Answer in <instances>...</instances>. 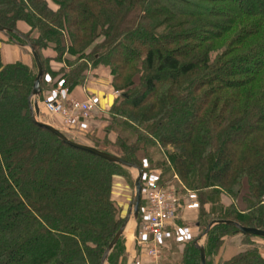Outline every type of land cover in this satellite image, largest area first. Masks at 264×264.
Segmentation results:
<instances>
[{"label": "trees", "instance_id": "trees-1", "mask_svg": "<svg viewBox=\"0 0 264 264\" xmlns=\"http://www.w3.org/2000/svg\"><path fill=\"white\" fill-rule=\"evenodd\" d=\"M0 25L7 42L38 53L43 91L57 83L47 73L69 93L99 69L110 73L125 92L105 111L104 141L91 146L140 167L148 158L164 187L177 173L200 198L195 239L216 219L264 229V0H0ZM32 58L6 63L0 46V264H101L125 219L116 180L132 169L34 123ZM156 152L165 158L156 162ZM182 214L171 228L186 225ZM238 233L214 224L207 264H264L258 246L214 262ZM194 240L167 241L160 262L202 264ZM138 254L155 262L147 247ZM124 259L122 235L107 264Z\"/></svg>", "mask_w": 264, "mask_h": 264}, {"label": "built area", "instance_id": "built-area-1", "mask_svg": "<svg viewBox=\"0 0 264 264\" xmlns=\"http://www.w3.org/2000/svg\"><path fill=\"white\" fill-rule=\"evenodd\" d=\"M46 81L53 83L52 77H47ZM65 80L59 81L51 88L43 91V98L40 104L46 113L52 118H58L61 124L72 128L78 124H84L94 117L101 109V100L96 95H90L85 100L70 96L65 88ZM123 92L115 90L114 98L117 99ZM146 162V161H145ZM142 169V200L139 218L135 232V245L130 254V264H142L139 258L138 248L147 247L148 255L156 262H159L163 255V247L166 241L173 237L178 243H186L193 239V229L186 225H174L179 207L185 209H195L198 207L197 195L190 192L186 197L181 195L176 187L168 185L161 186V175L158 171L149 169L145 163ZM175 178L179 179L177 173ZM180 180V179H179ZM185 197V199H183Z\"/></svg>", "mask_w": 264, "mask_h": 264}, {"label": "rangeland", "instance_id": "rangeland-1", "mask_svg": "<svg viewBox=\"0 0 264 264\" xmlns=\"http://www.w3.org/2000/svg\"><path fill=\"white\" fill-rule=\"evenodd\" d=\"M177 7L178 8L179 7H182L183 8L182 5H178ZM4 36H6V35L4 33L2 34V32H1L0 33V37L3 38V42H1L0 44H3L5 46L7 44L14 45V46H17L18 45V44H15V43L7 42L6 39H5L6 37H4ZM28 49L30 50L29 47H28ZM121 51H122V49L120 48L119 49V52H121ZM16 60H19V59H16ZM52 62H54V61H52ZM56 62H58V61H56ZM58 63H62L63 66H64V63L63 62H58ZM50 76L53 77L51 75V73H47L46 76H45V79L47 77H50ZM59 76L55 77L54 79L52 78L54 80V83L57 82V81H59V79H60ZM47 83L48 84H52L49 81H47ZM115 90L116 89L114 88L113 93L115 92ZM120 91L123 92V93L125 92V90H123V89L120 90ZM115 100L116 99L114 98V101ZM105 111L106 110H103V109L100 110L98 113L94 114V117L92 119L88 120L84 124H81V125L78 124L77 126L72 127V128H69V127L64 126L63 124H61L60 121L55 122L54 118H52L51 116H49L46 112H45L46 114L45 113L44 114L42 113L41 119L43 121H46L48 123H51L52 125H54L57 128H59L71 140H73L75 142L87 144V145H93L92 144V141L93 140L99 139L101 141H104V139L106 137L105 129L109 125V122L110 121L108 119L110 118V115L107 112L105 113ZM184 134L185 133L182 131V135H184ZM110 139L111 140H115V134L114 133H111ZM111 149L116 150L117 148H113L112 147ZM153 156H154L156 162H158L161 159V157L162 158H165L163 156V154H161V152H160V154H159V152H156L155 154H153ZM145 163H148V166H149V168L147 170L153 169V170H156V171H159V170L162 171L161 168H159V169L156 168V167L154 168L152 162L148 158H144L143 159V162H142L143 165H142L141 169L147 168V167H144ZM154 165H155V163H154ZM136 177H137V171H135V170L132 169V171H131V177L130 178L129 177H119V179L116 180V184H115V188H114V196H115V199L117 200V202H118V204H119V206L121 208V216L123 218H125L127 216L128 211H129L130 206H131L132 198H133V195H134V192H135V180H136ZM174 179H175L176 182L174 183V185L171 184V186L176 187L178 190H180L179 192L181 193V195H183V196L185 195L186 197H188L190 195V192H191V193H194V195H197V198H198L199 205H198L197 208H195V209H185V208H183V211L191 210L190 211L191 212V215L193 214V217H189V218L187 217L188 218L187 219L188 221H186V226H188V227H190V228L193 229V239L192 240H194L195 239L194 237H197L201 233L196 228L197 227L196 226V222H197V220L199 218V213H200L199 211H200V207H201L200 198H199L198 192L195 191L194 189H191L190 187H188L181 180L180 176H179V179L180 180L178 178H175V177H174ZM183 199H185V197H183ZM190 212L188 211V213H190ZM132 220H133L134 224H133V226H132L131 229H128L125 232V234H124L125 235V241H127V234H130V232H132V230H135V232H136L137 223H140L141 222V217L138 218L137 220H135L134 218H132ZM235 235H233V236H235ZM238 235L242 236V238H243V240H244L245 243L247 242L246 243L247 246L244 249L252 248L254 246H258L261 249L262 253H264V239H262L260 237H254L252 240L248 241L247 239H245V237H244L245 235H242L241 233H238ZM233 236H231L228 240H230ZM205 239H206V237H204L203 242H204ZM167 241H168V244L169 245H173V244H176L177 245V243H175L176 241H175V239H173V237L169 238ZM128 250H129V248H128ZM128 250H127V243H126V251L128 253V259L127 260H125V259L124 260H120L119 264H130L129 258L131 257L130 254H131V252H133V249H132V251L131 250L128 251ZM222 251H223V248L220 250L219 254L217 256H215V259H214L215 260L214 261L215 263H218V262L224 260V258L231 257V254L223 253ZM175 256H176V254H175ZM167 257H168V255L166 256V258H165V260H164L163 263L160 262L161 261V259H160L159 262H156L154 260L155 261L154 263L153 262H150L148 264H167L168 263L167 262Z\"/></svg>", "mask_w": 264, "mask_h": 264}, {"label": "water", "instance_id": "water-1", "mask_svg": "<svg viewBox=\"0 0 264 264\" xmlns=\"http://www.w3.org/2000/svg\"><path fill=\"white\" fill-rule=\"evenodd\" d=\"M0 32L9 35L11 30L6 29L4 26L0 25ZM29 48H30V50H31V52H32V54L36 60L37 66H38V73H37V76L35 78L33 90L29 96L31 117H32V120L34 121V123H36L40 127H43L45 129L49 130L54 135H56L58 138H60L65 144H67L73 148L89 152L93 155H96L98 157L106 159L110 162H116V163H119L123 166H126L130 169L137 171V177L135 180V192H134V195L132 198V202H131V206H130V209L128 211V214L125 217L124 222L121 225L118 232L116 233L115 237L113 238V240L111 241V243L109 244L107 249L105 250L104 255L102 257V260H101V264H107L108 256L110 255V253L115 248V246L118 243L121 236L124 235L125 232L127 231L128 225H129L130 221H132V218H134L135 220H137L139 218L141 199H142V195H141V193H142V169L137 164L130 162L128 160H125L118 155L103 151V150L98 149V148L91 146V145L75 142V141L71 140L66 134H64L59 128H57L56 126L52 125L51 123H48V122L43 121L41 119V106H40L39 99L43 93L41 82H42V77L44 74V68H43V65L40 61L38 53L36 52L34 47L29 45ZM214 224L232 225V226L237 227V229L239 230V232L242 235L257 236V237L264 238V229L257 228V227L244 226L241 223L236 222L234 220H225V219L213 220L209 224V226L206 228V230L198 238H196L194 240V245L196 246V248H198L200 250V257H201L202 264H207L206 249H205V246L203 243V239L210 232V229Z\"/></svg>", "mask_w": 264, "mask_h": 264}, {"label": "crops", "instance_id": "crops-1", "mask_svg": "<svg viewBox=\"0 0 264 264\" xmlns=\"http://www.w3.org/2000/svg\"><path fill=\"white\" fill-rule=\"evenodd\" d=\"M0 46L2 47L1 49H2V55H3L4 62L12 63L16 61H22L25 64L30 65V66L33 64L32 53L28 48H25L20 45L14 46V45H9V44H7L6 46L3 44H0ZM16 59H19V60H16ZM51 66L55 71H58L63 67V64L54 61V62H51ZM97 74L98 76L97 77L94 76L93 78H91L85 87L83 86L76 87L70 93V96L78 98L80 100H85L86 98H88V96L96 94L101 99V102H102L101 108L103 110H108L114 102V95H113L114 87L112 86V76L106 69H99V71H97ZM40 106L42 109V113L44 114L46 111L41 104ZM54 120L55 122L59 121L58 118H54ZM188 211L190 212L191 210L183 211V214H182L186 221H188L187 219L189 217H193V214L191 215V212L188 213ZM133 224L134 222L132 220L129 223L127 230L131 229ZM126 243H127V250L129 248L128 251L130 250L132 251L135 245V230H132L130 234H127ZM246 246L247 245L244 242L242 236L236 234L230 240L226 241L225 245L222 247L223 248L222 252L231 254V257H232L239 251L246 248ZM229 258H224V259H229Z\"/></svg>", "mask_w": 264, "mask_h": 264}, {"label": "bare ground", "instance_id": "bare-ground-1", "mask_svg": "<svg viewBox=\"0 0 264 264\" xmlns=\"http://www.w3.org/2000/svg\"><path fill=\"white\" fill-rule=\"evenodd\" d=\"M131 222V221H130Z\"/></svg>", "mask_w": 264, "mask_h": 264}]
</instances>
